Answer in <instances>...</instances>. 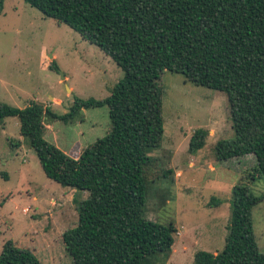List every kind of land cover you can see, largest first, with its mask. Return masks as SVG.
<instances>
[{
    "label": "trees",
    "instance_id": "obj_1",
    "mask_svg": "<svg viewBox=\"0 0 264 264\" xmlns=\"http://www.w3.org/2000/svg\"><path fill=\"white\" fill-rule=\"evenodd\" d=\"M25 1L96 44L124 71L108 97H77L64 114L35 101L25 107L0 101V123L19 118L21 135L46 175L88 193L76 200L77 226L63 235L74 264H166L172 254L174 223L145 215L148 173L159 161L148 150L163 134L150 120L155 84L165 70L227 94L235 136L218 140L217 160L253 155L252 178L264 180V0ZM3 8L0 0V15ZM104 105L110 130L79 156L45 137V119L83 121V109ZM208 134L205 128L195 130L189 152L201 150ZM258 202L246 182L234 185L225 245L217 253L197 251L195 264H264L252 221ZM0 264L42 262L9 240Z\"/></svg>",
    "mask_w": 264,
    "mask_h": 264
},
{
    "label": "rangeland",
    "instance_id": "obj_2",
    "mask_svg": "<svg viewBox=\"0 0 264 264\" xmlns=\"http://www.w3.org/2000/svg\"><path fill=\"white\" fill-rule=\"evenodd\" d=\"M123 76L114 59L67 24L25 0H4L0 101L17 107L35 101L64 114L77 97H108ZM154 103L150 122L163 127V134L148 150L159 161L148 173L145 215L164 225L174 223L175 243L166 264H195L197 251L223 249L232 190L241 181L259 198L252 221L264 252V180L252 178L255 157L227 161L216 157L218 140L235 136L227 94L165 70L156 81ZM82 112L83 121L45 119V137L73 157L111 127L107 105ZM0 124V252L12 240L32 250L42 264H74L63 235L77 226L76 200L88 193L46 175L36 151L21 135L18 117ZM198 128L209 130L206 145L190 153V139ZM213 197L221 203L211 202Z\"/></svg>",
    "mask_w": 264,
    "mask_h": 264
},
{
    "label": "crops",
    "instance_id": "obj_3",
    "mask_svg": "<svg viewBox=\"0 0 264 264\" xmlns=\"http://www.w3.org/2000/svg\"><path fill=\"white\" fill-rule=\"evenodd\" d=\"M19 119V118H18ZM20 121V120H19ZM1 125V124H0ZM3 125V124H2ZM4 131H6V127H4V125H3V128H2ZM178 173H176V175H177ZM72 190H74V191H76V192H78L76 189H73L72 188Z\"/></svg>",
    "mask_w": 264,
    "mask_h": 264
},
{
    "label": "built area",
    "instance_id": "obj_4",
    "mask_svg": "<svg viewBox=\"0 0 264 264\" xmlns=\"http://www.w3.org/2000/svg\"><path fill=\"white\" fill-rule=\"evenodd\" d=\"M24 212H26V213H27V212H28V209H27V208H24Z\"/></svg>",
    "mask_w": 264,
    "mask_h": 264
}]
</instances>
